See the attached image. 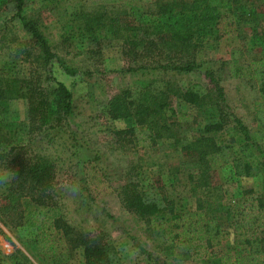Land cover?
Instances as JSON below:
<instances>
[{"label":"trees","instance_id":"obj_1","mask_svg":"<svg viewBox=\"0 0 264 264\" xmlns=\"http://www.w3.org/2000/svg\"><path fill=\"white\" fill-rule=\"evenodd\" d=\"M13 1L29 41L40 51L41 67L53 57L59 62L37 20L21 14L22 0ZM262 3L264 0H155L153 11L140 12L136 17L125 8L99 4L92 10L78 9L68 14L64 23L70 30L71 24L79 21L80 29L95 44L103 39L119 40L121 56L132 63L127 66L129 71H199L210 84L180 87L166 81L161 88L151 90L142 83L135 97L127 88L118 90L101 111L111 120L133 119V125L113 130L112 136L118 147H139L144 155L151 152L158 139L179 143L182 122L191 119L198 126L197 136L181 145V150L196 157L198 164L195 189L198 186L203 193L195 196L193 207L176 208L166 185L143 182L139 169L117 191L123 208L147 225L157 240L154 248L166 256L175 253L191 260L203 258L208 264H264V27L260 33L251 34L252 43L258 42L263 53L248 61L245 68L259 83L253 111L256 128L252 131L229 111L214 71H200L202 63L195 57L207 41L236 32L239 23L252 18ZM65 33L63 40L67 42L70 36ZM19 54V48L15 49L0 62V175L14 174L0 196V225L30 232L31 249L39 258H46L47 264H68L62 259L66 253L63 249H77L83 264H123L112 243L98 234L75 230L62 215L55 199L57 193L60 195V188L54 184L55 161L36 151L31 141L46 136L49 143L51 133L66 124L71 93L47 72L42 78L33 70L16 76L14 61ZM29 57L27 50L22 60ZM243 73L238 66L230 67L231 76ZM15 98L25 100L22 119L8 117V102ZM174 98L193 108L194 114L178 112L173 107ZM222 166L231 177L260 173L261 190L247 188L235 198H224L220 185L213 180L214 168ZM0 234L5 236L1 228ZM124 234L133 247L153 259L152 252L134 234L128 230ZM227 238L233 246H245L246 250H221ZM3 263L30 264L19 250L0 258Z\"/></svg>","mask_w":264,"mask_h":264},{"label":"rangeland","instance_id":"obj_2","mask_svg":"<svg viewBox=\"0 0 264 264\" xmlns=\"http://www.w3.org/2000/svg\"><path fill=\"white\" fill-rule=\"evenodd\" d=\"M155 0H22L21 14L34 18L45 36L50 51L58 58H51L44 67L40 64V51L29 41V33L24 30L14 8L13 0H4L0 4V62L9 58L15 49L20 54L15 59L16 76L22 77L32 70L41 78L47 73L62 82L71 93V112L66 120L51 133L49 143L46 136L33 138V148L55 161L54 184L60 188L55 199L64 219L77 231L100 235L112 243L123 264H208L206 260H191L172 253L164 255L156 251L154 235L147 225L128 213L120 203L118 187L133 178L135 169L140 170L139 178L143 182L152 181L166 185L169 196L174 198L176 208H191L195 196L203 193L194 182L198 174L196 157L181 150L188 140L198 134V126L189 119L179 127L180 142L172 145L169 139H158L148 155L143 149L124 145L118 147L112 131L133 125V119L119 118L111 120L102 114L106 100L120 89L127 88L135 97L143 84L151 90H157L168 82L180 87L190 83L209 86L208 80L199 71L175 72L171 70L129 71L132 63L120 53V41L103 39L95 44L78 26L79 21L71 24L68 30L64 23L68 14L82 9H95L99 4L108 7L127 9L133 16L154 9ZM264 27V3L259 5L249 20L242 21L236 32L224 33L218 41H207L196 52L199 70L211 68L223 88L225 102L229 111L234 112L249 130H254V102L258 99L259 83L249 77L245 68L252 58L263 53L258 42L252 43L251 34ZM69 41L63 40L65 32ZM240 34L238 37L237 35ZM260 35V34H259ZM257 35V36H259ZM22 45L21 47H19ZM31 45L32 47H30ZM17 47V48H16ZM30 52L29 60H22L23 53ZM61 63L69 72L62 69ZM238 66L244 70L241 76H231L230 67ZM173 107L178 112L192 116L195 112L186 103L173 99ZM26 103L22 98L8 102V117H25ZM70 132V133H69ZM131 174L130 177L127 174ZM3 172L0 177H3ZM128 177V178H127ZM213 180L220 185L224 198H235L243 189L261 190V175L256 172L247 177H231L224 166L215 167ZM195 183V184H194ZM7 181L0 180V196ZM84 187V190L80 189ZM4 235L0 234V258H5L14 250H19L30 264H47L48 260L39 258L28 243L31 233L18 228L6 229L0 225ZM124 230L136 236L149 251L153 259L131 245ZM221 250L244 252L245 246H233L225 239ZM66 252L63 260L68 264H83L77 249ZM47 262V263H46ZM5 264V263H3Z\"/></svg>","mask_w":264,"mask_h":264},{"label":"clouds","instance_id":"obj_3","mask_svg":"<svg viewBox=\"0 0 264 264\" xmlns=\"http://www.w3.org/2000/svg\"><path fill=\"white\" fill-rule=\"evenodd\" d=\"M10 178H14V174H11V175H9V174H5L3 177H0V180H3V181H7V180H9Z\"/></svg>","mask_w":264,"mask_h":264}]
</instances>
